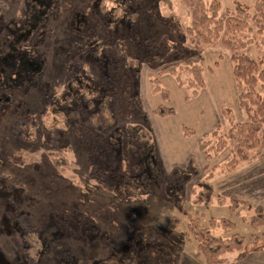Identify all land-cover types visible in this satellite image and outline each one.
Returning a JSON list of instances; mask_svg holds the SVG:
<instances>
[{
  "label": "trees",
  "instance_id": "1",
  "mask_svg": "<svg viewBox=\"0 0 264 264\" xmlns=\"http://www.w3.org/2000/svg\"><path fill=\"white\" fill-rule=\"evenodd\" d=\"M102 1L105 0L74 8L71 4L63 5L61 0H26L25 18L20 31L15 33L13 50L20 53L28 50L27 60L19 72L0 78V111L15 115L11 129L16 137L22 141L43 140L51 156L63 157L62 154L72 151L73 142L79 141L76 144L84 146L90 176L113 193L115 209L119 210L123 201L149 196L154 185L163 182L168 201L186 215L185 192L197 173L196 165L191 160L186 170L175 168L168 175L165 172L140 98L141 69L145 65L159 70L161 76H172L178 86L189 93V99H194L206 88V82L201 67L190 62L193 51L221 39L232 54L239 104L248 116L247 122L236 124L231 108H225L224 114L231 126L227 139L241 138L233 152L238 156L236 159H246V151L255 148L260 140L264 146V59H253L244 52L255 41L248 37L253 29L251 22L256 24L258 33L264 31V0L256 2L255 13H251L248 0H229L233 6L223 17L220 16L222 0H211L209 4L205 0H186L193 10V29L179 25L174 14L163 17L152 4L153 14L162 26L154 32L143 30L139 18L132 22L126 13L116 15L118 8L135 10L136 7L127 3L132 1L114 0L110 9L105 6L106 12L101 10ZM62 16L66 18L68 40L57 43L53 57L63 58L64 71L59 82L46 83L44 78L50 60L46 54L32 50L29 44L34 45V41L41 38L40 44L50 22ZM188 37L194 50L186 45ZM20 63L23 64V60ZM25 72L27 77L23 78ZM58 84H62V92H57ZM154 84V92L163 101H169L170 93L161 87L158 78L154 79ZM20 97H26L31 106L32 102L41 103L46 112L43 113L45 109L33 112L27 102L18 103ZM156 113L163 118L175 112L160 107ZM217 131L218 127L199 141L208 159L227 146L226 138L213 141ZM194 134L185 128V137ZM65 161L64 158L61 164ZM49 163L53 164L52 160ZM55 172L58 173V169ZM195 188H200V192ZM195 188L193 202L209 205L214 197L212 187L199 183ZM94 189L100 191L101 188L94 186ZM17 196L6 194V214L15 212ZM115 209L107 205L89 213L81 206H74L62 211V215H54L36 232L41 240L36 259L26 253L31 248L30 230L13 221L14 215L12 220L6 218L4 225L8 223L9 229L18 231L21 255L17 259L21 264H40L52 248L58 251L61 264H84V254L70 247L65 249V240L69 239L68 244L75 240L93 241L98 237L95 214L108 219L107 212L110 214ZM255 211L251 225L255 229L264 228V210L256 207ZM221 223L226 232L235 226L227 220ZM214 228L213 224L206 228L199 224L188 225L205 264H228L225 256L233 252H238L237 261H243L253 253L264 251V234L247 243L238 235L215 237L211 234ZM139 244L135 242L138 248L133 255L124 249L120 257L114 253L99 264H130L142 250ZM148 247H152L150 256L156 264H175L179 258L176 253L179 248L167 236H163V242ZM0 264H7L6 260L0 258Z\"/></svg>",
  "mask_w": 264,
  "mask_h": 264
},
{
  "label": "rangeland",
  "instance_id": "2",
  "mask_svg": "<svg viewBox=\"0 0 264 264\" xmlns=\"http://www.w3.org/2000/svg\"><path fill=\"white\" fill-rule=\"evenodd\" d=\"M91 1L97 0H61V3L71 4L74 8H85ZM115 1H102L101 10L106 12L105 6L110 9ZM130 1L132 2H127L128 5L132 4L136 9L129 12L126 8H118L116 15L122 16L126 13L132 22L139 18L142 29L147 32L162 29L153 14L152 4L158 7L163 17L174 14L178 24L183 28L194 27L193 10L186 0ZM205 1L209 4L211 0ZM258 1L260 0H248L252 7L251 13L256 12L255 4ZM232 6L231 1L222 0L220 16H226L227 9H231ZM26 10V0H0L2 79L13 72H19L27 60L28 50L24 53L13 50L15 33L20 31L19 27L23 23ZM251 26L253 29L248 33V37L255 38V41L244 52L253 59H264V31L258 33L254 22H251ZM66 27L65 16L52 20L46 29L45 39L40 44L38 42L41 38L36 39L34 45L29 44L32 50L46 54L50 60L44 78L46 83L59 82L64 71L63 58L60 60L54 58L53 51L58 42L68 40ZM186 45L194 50V44H191L189 37ZM231 55L221 39L193 51L190 62L201 67L206 82V88L194 99H189V93L178 86L172 76H161L159 70L145 65L141 69L140 98L155 143L157 139L161 146L160 149L156 144L158 154L166 159H161L165 172L168 175L175 168L186 170L191 160L196 165L197 173L186 187L184 203L186 215L181 214L168 201L163 182L154 185L152 194L141 200L123 201L118 206L121 211L119 212L115 209L117 205L112 203L113 193L90 176L85 162L84 146L82 148L76 144L79 141H74L72 151L62 154L63 157L51 156L43 140L22 141L16 137L11 129L15 115L8 111H0V258L5 259L7 264H21L17 259L21 255L19 234L17 230L9 229L8 223L4 225L6 218L12 220L14 215L13 221L30 230L31 248L26 253L36 259V254L41 249V240L36 232L41 231V227L48 220L51 221L54 215L58 213L62 215V211L74 206H81V209L89 213L107 205L115 209L110 214L107 212L108 219L95 214L98 237L93 241L75 240L68 244L69 239L65 240V249L70 247L72 251L77 250L84 254V264L90 262L99 264L100 260H105L114 253L120 257L124 249L133 255L138 248L135 242L140 243L142 250L139 253L136 251L138 257L132 259L130 264H156L150 256L152 247L148 246L163 242V236H167L179 248L176 252L179 258L175 264H205L194 236L189 233L190 223L205 228L213 224L215 228L211 234L215 237L238 235L247 243H251L254 238L262 237L264 228L255 229L251 225V220L256 217V207L264 210V146L260 140L255 148L246 151V159H236L238 156L235 157L233 149L241 138L227 139L231 126L227 115L224 114L225 108H231L234 123L243 124L248 120L239 104V90L233 75ZM19 60H23V64ZM178 71L181 72L180 69ZM22 76L26 78V72ZM156 78L160 81L161 87L169 91V101H163L161 96L154 92ZM62 90V84H58L57 92ZM26 102L29 104L26 97L18 99V103ZM28 106L33 112L45 109L41 103L36 105L32 102V106L30 104ZM160 107L174 110L175 113L173 116L161 118L156 113ZM216 127L218 135L213 141L226 138L227 146L208 159L200 149L199 141L213 133ZM185 128L195 134L190 137L183 136ZM221 136L222 138H219ZM195 141H198V151L192 146ZM190 154L193 155L187 162L186 158ZM64 158L66 161L61 164ZM49 160H52L53 164H50ZM57 160H60L59 164L56 163ZM57 169L58 173L55 172ZM199 183H207L213 189L214 197L209 205H198L193 202L196 193L192 194V191ZM94 186L101 188L100 191L94 189ZM195 190L200 192V188ZM7 193L18 194L15 212L12 215L6 214ZM85 215L87 216V213ZM224 220L235 224L233 230L226 232L222 229L221 222ZM57 252L52 248L51 252L41 259L40 264H61ZM237 256L238 252L226 254L227 263L264 264V251L249 255L245 262L237 261Z\"/></svg>",
  "mask_w": 264,
  "mask_h": 264
},
{
  "label": "crops",
  "instance_id": "3",
  "mask_svg": "<svg viewBox=\"0 0 264 264\" xmlns=\"http://www.w3.org/2000/svg\"><path fill=\"white\" fill-rule=\"evenodd\" d=\"M155 133V132H154ZM182 133H183V129H182V132H181V135H182ZM156 135V134H155ZM183 136H184V134H183ZM156 144H157V146L161 149V146H160V143H159V140H157L156 139ZM187 144H188V142H187ZM189 145V144H188ZM193 147H194V149H195V151L197 150L198 151V141L196 142H194L193 143V145H192ZM158 148V149H159ZM159 152H160V150H159ZM160 154H162V153H160ZM192 155L193 154H190L186 159H187V162H188V160L192 157ZM160 158L163 160H166L165 158H163V156H160ZM183 160V159H182ZM176 161V160H175ZM246 260V259H245ZM245 260H243V261H241V262H245Z\"/></svg>",
  "mask_w": 264,
  "mask_h": 264
}]
</instances>
